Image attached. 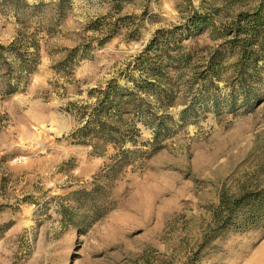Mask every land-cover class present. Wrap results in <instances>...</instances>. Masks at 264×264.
<instances>
[{"label":"rangeland","instance_id":"rangeland-1","mask_svg":"<svg viewBox=\"0 0 264 264\" xmlns=\"http://www.w3.org/2000/svg\"><path fill=\"white\" fill-rule=\"evenodd\" d=\"M211 2L222 14L234 6L0 0V45L17 37L39 45L38 65L17 93L4 95L0 77V264H264V228L210 240L221 195L264 187V70L242 89L220 39L175 30ZM168 31L169 54L192 58L176 72L168 67L166 109L144 95L168 135L151 153L141 143L152 130L139 125L141 157L107 174V156L69 140L78 126L70 111L113 78H138L136 56ZM105 33L114 36L100 45Z\"/></svg>","mask_w":264,"mask_h":264},{"label":"trees","instance_id":"trees-1","mask_svg":"<svg viewBox=\"0 0 264 264\" xmlns=\"http://www.w3.org/2000/svg\"><path fill=\"white\" fill-rule=\"evenodd\" d=\"M225 2L229 3L228 7L234 5L227 14L214 9L211 2L208 8H201L202 12L192 10L182 25L185 29L178 27L175 30H187V36L207 32L211 39H220L222 46L235 57L233 67L244 89L258 80L259 72L264 70V66H259L264 63V0ZM221 18H224L225 24L220 23ZM99 25L105 26V21L101 20ZM113 36L105 33L100 45ZM182 37L183 34H179V39ZM132 39L136 37L132 36ZM174 41V31H168L166 35L157 32L136 56V68L140 71L138 78L128 76L126 81L130 85H121L113 78L104 87L88 93V97L93 98L90 104L77 106L70 111L78 126L70 134L69 140L90 148L94 155L107 156V174L117 173L141 157L138 156L140 150L135 148L140 137L139 125L152 130L151 141L141 143L151 153L159 149L161 139L168 135L167 126L161 121L156 122V113L144 95L152 96L155 104L161 108L166 109L171 103V84L162 86L168 67H175L176 72L192 60L188 52L176 50L174 56L169 54L172 49L170 43L175 44ZM174 47L178 49L179 46ZM77 51V48L70 50L74 55ZM221 58V55L213 58L210 62L213 67L209 68V72L216 73ZM38 62L39 45L34 39L24 41L22 37H17L8 46L0 45V77L4 84V95L17 93ZM62 64H67L66 59L58 63L55 69ZM248 98L249 92L243 99L247 101ZM212 220L210 240L227 232L264 228V187L244 190L234 196L221 195Z\"/></svg>","mask_w":264,"mask_h":264}]
</instances>
